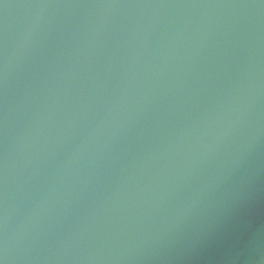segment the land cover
Segmentation results:
<instances>
[{
	"label": "water",
	"instance_id": "95a60500",
	"mask_svg": "<svg viewBox=\"0 0 264 264\" xmlns=\"http://www.w3.org/2000/svg\"><path fill=\"white\" fill-rule=\"evenodd\" d=\"M0 264H264V0H0Z\"/></svg>",
	"mask_w": 264,
	"mask_h": 264
}]
</instances>
